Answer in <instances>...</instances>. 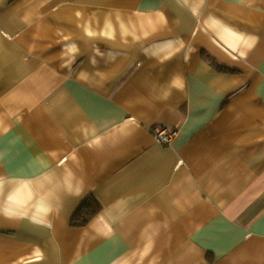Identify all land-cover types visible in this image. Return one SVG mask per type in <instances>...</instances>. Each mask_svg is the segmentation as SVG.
Returning a JSON list of instances; mask_svg holds the SVG:
<instances>
[{
	"label": "crops",
	"instance_id": "obj_1",
	"mask_svg": "<svg viewBox=\"0 0 264 264\" xmlns=\"http://www.w3.org/2000/svg\"><path fill=\"white\" fill-rule=\"evenodd\" d=\"M0 264H264V0H0Z\"/></svg>",
	"mask_w": 264,
	"mask_h": 264
},
{
	"label": "built area",
	"instance_id": "obj_2",
	"mask_svg": "<svg viewBox=\"0 0 264 264\" xmlns=\"http://www.w3.org/2000/svg\"><path fill=\"white\" fill-rule=\"evenodd\" d=\"M175 134L176 131L168 130L167 128L160 125H157L153 128L155 140L161 144H169L173 140Z\"/></svg>",
	"mask_w": 264,
	"mask_h": 264
},
{
	"label": "trees",
	"instance_id": "obj_3",
	"mask_svg": "<svg viewBox=\"0 0 264 264\" xmlns=\"http://www.w3.org/2000/svg\"><path fill=\"white\" fill-rule=\"evenodd\" d=\"M99 209V208H98ZM98 209H93V205L89 204V205H86L84 208H83V216H82V219L79 221L81 224L87 222L89 220V218L95 214L97 212Z\"/></svg>",
	"mask_w": 264,
	"mask_h": 264
}]
</instances>
